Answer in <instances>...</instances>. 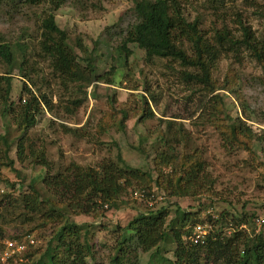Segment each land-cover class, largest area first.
I'll return each instance as SVG.
<instances>
[{"label": "rangeland", "instance_id": "1", "mask_svg": "<svg viewBox=\"0 0 264 264\" xmlns=\"http://www.w3.org/2000/svg\"><path fill=\"white\" fill-rule=\"evenodd\" d=\"M133 5L134 0H67L52 11L47 3L11 10L0 0V43H7L13 50L11 65L0 57V75L12 76L11 99L19 110L28 97L23 94L22 100L19 99L23 80L36 90L21 77L18 69L22 55L16 43H22L26 46L25 71L50 97L52 104V109H43L36 116L35 124L27 130L26 145L36 153L42 152L53 172L64 170L72 162L97 168L104 159L116 160L120 154L126 164L139 169L149 181L144 186L134 184L117 198V207L104 206L96 216L72 213L64 216L90 230L89 240L98 251L97 264L107 262L119 230H123L138 213L161 206L167 211V220H173L174 227L181 225V210L196 213L195 223L206 224L211 221L209 217L217 220L225 211L234 217L255 213L253 230L249 225L243 227L250 233L264 230V225L257 224V219L264 217V153L260 144L254 141L252 150L226 144L210 114V96H206L198 84L186 79L185 67L178 61L156 56L149 58L136 43H124L125 30L135 22ZM49 12L54 15L57 25L67 32L68 42L78 54L80 64H85L81 57L89 55L93 56L99 75L109 73L114 67L111 84L97 81L79 88V83L74 82L65 88L53 76L38 44L41 21ZM185 13L189 19L199 15V28L212 40L218 29L227 28L236 36L240 35L239 19L249 25L255 35L264 37V0H189L185 3ZM78 42L86 48V53L78 47ZM184 45L189 51L188 44ZM118 47L124 48L126 56ZM227 53L212 71V78L219 82L224 79L234 82L237 92H214H219L224 101L216 116L229 120L236 116L245 118L242 100L254 111L255 117L252 121L245 120L254 128L264 129V121L260 120L264 111V71L243 46L236 52L229 49ZM141 96L147 98L153 116L141 118ZM73 99H80L76 108L71 104ZM67 107H73L74 112L69 113ZM3 108L0 104V133L9 143L22 131ZM120 108L130 112L124 126H120L118 120ZM169 120L173 122L171 134L166 129ZM63 125L76 129L77 133L66 131ZM161 132L169 134L165 146L161 141L156 142ZM159 146L178 157L163 167L162 185L182 154L195 153L205 161L210 182L196 193L181 194L180 198L163 193L152 181L156 175L154 157ZM25 154V159L18 161L14 147L9 153V157L15 159L14 168H11L4 164L7 159L0 150V199L5 192L18 195L19 191L12 189L11 183H19L26 190L32 177L45 174V169L35 162L32 151L27 148ZM20 211L19 208L0 206L2 264H30L31 260L23 253L36 258L64 219L43 222L38 215L31 217ZM229 218L215 224L217 228L221 226L224 235L232 233L227 223ZM8 241L24 243L26 247L19 253L8 250ZM133 250L137 264H172L175 261L172 242L161 243L159 255L154 257L151 256L154 248L147 252Z\"/></svg>", "mask_w": 264, "mask_h": 264}, {"label": "trees", "instance_id": "2", "mask_svg": "<svg viewBox=\"0 0 264 264\" xmlns=\"http://www.w3.org/2000/svg\"><path fill=\"white\" fill-rule=\"evenodd\" d=\"M1 1L8 7L10 6L11 10L22 6L47 3L50 6L49 10L52 11L58 9L67 0ZM188 1L134 0L135 22L128 25L123 41L124 43H136L149 58L156 56L178 61L183 68H186L184 73L186 79L198 84L204 94L210 96L209 108L212 109L210 114L217 124L223 141L228 145L246 150H252L253 142L257 141L264 153V129L254 128L246 121H252L255 117L253 116L254 111L248 108L245 101H240L242 112L246 114L245 118L236 116L229 120L216 116L224 101L219 92H214L225 90L235 93L237 89L233 85L234 82L228 79L219 82L212 78V71L218 67L224 54H228L229 49L236 52L241 46L250 51L251 56L264 71V37L260 38L255 35L250 26L239 19L240 35L236 36L227 28L218 29L215 30L212 40L206 37L199 28V15L193 19L187 17L185 3ZM41 27L39 51L48 61L53 76L60 81L63 87L67 88L69 83L74 82L79 83V88H82L86 84L97 81L109 84L114 81L113 66L109 73L99 75L95 70L93 56L81 57L85 64H80L78 54L68 42L67 32L57 25L52 13L49 12L42 19ZM186 43L189 51L184 45ZM16 47L22 55V62L18 67L21 77L28 80L38 93L23 80L19 99L22 100L23 94L28 97L23 100L17 110L11 99L12 76L0 75V104L4 106L3 112H7L18 126V130L22 131L19 137L9 143L5 135L0 133V145L3 146L0 150L3 158L7 159L4 164L14 168L15 159L10 158L9 153L15 147L16 159L21 162L25 159V151L28 148L30 152L32 151L35 162L45 169V174L39 173L32 177L26 190L19 183H11V188L19 191L18 195L5 192L2 194L3 198L0 199V206L19 208L20 213L31 215V217L38 215L43 222L64 218L62 225L48 241L42 253L34 259L29 253H23L26 259L31 260L30 264H88L89 262L97 264L98 251L95 249V244L89 240L90 230L64 216L68 213L96 216L100 210L104 209V206L117 207V198L128 188L135 186L134 184L144 186L149 184V181L139 169L126 164L120 154H117L116 160L104 159L97 168L84 167L72 162L64 170L53 172L52 165L45 159L43 153H36L34 149L26 145L28 143L27 130L35 124L36 116L43 109H52V104L50 97L40 90L35 80L25 71L26 46L16 43ZM78 47L86 53V48L79 42ZM118 48L126 56L124 48ZM12 52L10 45L5 42L0 43V57L8 65H11ZM141 99L143 104L141 118L153 116L147 98L141 96ZM71 104L76 108L80 104V99H73ZM67 111L73 113L74 108H68ZM129 113L126 108L119 109L120 126L125 125ZM260 120L264 121V111L261 113ZM172 125V120L166 122L169 134H171ZM63 127L68 132L77 133L76 129L65 125ZM169 134L161 132L156 142L161 141L165 146L169 142L166 138ZM148 136L149 134L146 133V137ZM155 154L154 171L156 175L152 181L163 193L168 192L178 197L181 194L188 196L192 192L196 193L197 190L203 189L210 182L205 161L195 153L194 155L182 154L171 175L165 179L167 180L165 185H162L161 178L165 176L163 167L172 164L178 157L161 150L160 146ZM181 214V225L174 227L173 220H167V211L163 206L156 210L138 213L123 230H119L117 241L112 246L113 252L108 255L105 264H137L134 261L135 258L133 259V249L147 252L154 248L151 254L154 257L159 255L160 244L167 242L175 245V261L172 264H264V230L250 233L243 227L249 225L253 230L255 213H243L240 217H234L223 211L217 220L209 217L211 220L208 221L209 232L204 237L203 243H193L186 239L192 227L197 224L195 223L197 214L185 210H181ZM228 217L230 218L227 223L229 222L232 233L224 235L221 226L217 228L215 224Z\"/></svg>", "mask_w": 264, "mask_h": 264}, {"label": "built area", "instance_id": "3", "mask_svg": "<svg viewBox=\"0 0 264 264\" xmlns=\"http://www.w3.org/2000/svg\"><path fill=\"white\" fill-rule=\"evenodd\" d=\"M257 224L258 225H264V217H261L257 219ZM209 224L206 223H197L192 227V230L190 234L186 237V239L190 242L193 243H203L204 237L206 234L209 232ZM30 240L29 242H31ZM27 243L30 244V243ZM26 245L24 243H16L13 241H8L6 248L11 249V250H18L17 252H21V249L24 250Z\"/></svg>", "mask_w": 264, "mask_h": 264}]
</instances>
